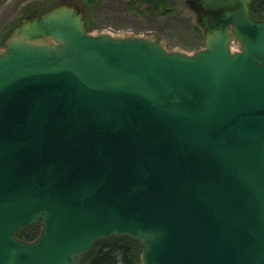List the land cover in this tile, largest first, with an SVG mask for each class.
Returning a JSON list of instances; mask_svg holds the SVG:
<instances>
[{
	"label": "water",
	"instance_id": "1",
	"mask_svg": "<svg viewBox=\"0 0 264 264\" xmlns=\"http://www.w3.org/2000/svg\"><path fill=\"white\" fill-rule=\"evenodd\" d=\"M192 4V55L87 34L67 6L7 39L0 264H81L122 236L141 264H264V20L249 0Z\"/></svg>",
	"mask_w": 264,
	"mask_h": 264
},
{
	"label": "rangeland",
	"instance_id": "2",
	"mask_svg": "<svg viewBox=\"0 0 264 264\" xmlns=\"http://www.w3.org/2000/svg\"><path fill=\"white\" fill-rule=\"evenodd\" d=\"M192 2L193 0H163L167 13L148 18L138 10L130 9L126 0L0 1V51L4 49L7 39L15 35V30L25 18L42 15L58 6H67L79 14L87 34L93 36L107 34L115 38H146L157 42L167 52L192 55L204 48L207 36V31L200 23L199 13ZM252 3L255 4V0H249V10ZM33 41L53 42L45 38ZM230 49L240 50L234 38L230 41ZM17 238L20 239L18 236ZM101 241L103 240L97 242Z\"/></svg>",
	"mask_w": 264,
	"mask_h": 264
},
{
	"label": "trees",
	"instance_id": "3",
	"mask_svg": "<svg viewBox=\"0 0 264 264\" xmlns=\"http://www.w3.org/2000/svg\"><path fill=\"white\" fill-rule=\"evenodd\" d=\"M91 2L93 0H90ZM130 9L138 10L143 16L155 18L160 14H166L163 0H126ZM250 7L253 18H264V0H255ZM40 232L38 226L29 227L18 232L17 236L30 242ZM142 247L128 237L122 236L109 240L96 242L92 249L85 254L82 264H141Z\"/></svg>",
	"mask_w": 264,
	"mask_h": 264
},
{
	"label": "flooded vegetation",
	"instance_id": "4",
	"mask_svg": "<svg viewBox=\"0 0 264 264\" xmlns=\"http://www.w3.org/2000/svg\"><path fill=\"white\" fill-rule=\"evenodd\" d=\"M0 1H4V0H0Z\"/></svg>",
	"mask_w": 264,
	"mask_h": 264
}]
</instances>
